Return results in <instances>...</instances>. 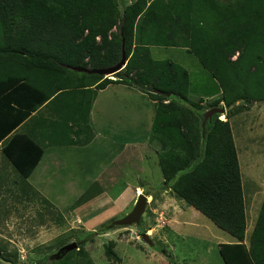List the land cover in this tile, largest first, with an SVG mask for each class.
I'll list each match as a JSON object with an SVG mask.
<instances>
[{
  "label": "trees",
  "instance_id": "1",
  "mask_svg": "<svg viewBox=\"0 0 264 264\" xmlns=\"http://www.w3.org/2000/svg\"><path fill=\"white\" fill-rule=\"evenodd\" d=\"M123 43L127 64L117 79L73 69L115 65ZM152 45L196 55L221 87L211 107L225 101L233 110L264 101V0H134L122 12L118 0H0V102L11 109L0 116V141L29 109L58 92L96 83L138 86L156 100L152 129L170 147L159 159L165 182L235 238L219 245L226 264H264V201L245 243L241 168L229 121L207 120L203 136L202 105L189 101L188 70L153 58ZM3 152L27 178L44 149L15 134Z\"/></svg>",
  "mask_w": 264,
  "mask_h": 264
},
{
  "label": "rangeland",
  "instance_id": "2",
  "mask_svg": "<svg viewBox=\"0 0 264 264\" xmlns=\"http://www.w3.org/2000/svg\"><path fill=\"white\" fill-rule=\"evenodd\" d=\"M133 1L118 0L120 11ZM185 51L169 47L157 54L155 49L153 55L188 70L189 101L201 102L205 113L222 95L221 87L196 55L189 51L186 56ZM104 77L117 79L116 74ZM87 98L83 94L75 100L81 105ZM102 103L104 111L89 115L86 106H74L58 117L55 124L64 123L55 142L64 144L53 162L60 171L49 174L51 179L38 180L32 188L22 179L13 180L8 189L1 187L0 264H226L219 245L234 237L175 194L161 174L160 155L170 147H164V137L152 129L151 102L119 93L102 98ZM215 107L225 111L212 120H228L232 128L245 186L249 241L264 201V101L233 110L221 101ZM141 192L148 196L141 223L110 226L133 209ZM80 198L86 201L74 206ZM73 243L76 247L64 249Z\"/></svg>",
  "mask_w": 264,
  "mask_h": 264
},
{
  "label": "crops",
  "instance_id": "3",
  "mask_svg": "<svg viewBox=\"0 0 264 264\" xmlns=\"http://www.w3.org/2000/svg\"><path fill=\"white\" fill-rule=\"evenodd\" d=\"M99 38L100 37H98V39ZM169 47L173 48L177 46L152 45L151 54L153 58H155L153 55L155 49L157 54V51L160 50L163 51L165 49H168ZM188 52L189 51L187 52L185 51L186 56H190ZM161 59L172 60L170 58H161ZM190 83L191 81L189 78V92L192 91ZM96 85L97 83L92 86H88V88H84V89H77L70 92H58L49 99L42 102L40 105L29 109L30 114L27 115L26 118L12 132H10L0 141V189L1 187L2 189L3 188L8 189L9 187L7 186H9L10 183L15 179H22L27 186L28 184H30V187L32 188V185L34 186V182L38 180L39 181H43L47 179L49 180L53 177V175H55L57 172L60 171L59 170L60 166L58 167V165L56 163L53 164V162L54 160H57V156L59 155L58 148L60 147L61 144H64V142H60V143L55 142L56 139H58L56 135H60V132L62 131L60 130L59 127L63 125L64 121L61 120V122L58 124H55V122L59 121L58 117H61L63 115V111H74V106L78 107L79 109L80 108L83 109L86 106V110L89 111V115H91L93 111H104L105 104L102 103V98L104 100L107 98L108 95L110 96V94L119 95V93L130 96H137L138 98L144 97L147 99L148 102H151L150 108L153 111L156 110L155 109L156 100L152 99L145 91L141 90L138 86L124 84V83H111L105 88H98ZM83 94L88 95L87 98L88 100L87 102H83L80 105L78 100L75 99L80 95L83 96ZM75 101L77 102L75 103ZM137 109L141 110L140 107H138ZM5 111L6 114H9L11 109H9L8 103L1 101L0 116L5 117ZM15 134H24L31 137L36 142H38L44 149V153L38 165L35 167V169L32 171L30 176L27 178L23 177L12 166L11 162L8 160V158L3 152L4 146L8 143L10 138ZM65 145L69 146V144H65ZM84 145H79V146H84ZM5 161H7L8 164L6 165V167L3 166V164H5ZM49 174H53V175L49 176ZM241 176H242V170H241ZM242 187L244 192L245 209H246V196H245V186L243 179H242ZM246 216H247V212H246ZM246 237L248 238V236H246L245 234V241H244L245 243L248 241L246 240ZM233 241H235V238Z\"/></svg>",
  "mask_w": 264,
  "mask_h": 264
},
{
  "label": "water",
  "instance_id": "4",
  "mask_svg": "<svg viewBox=\"0 0 264 264\" xmlns=\"http://www.w3.org/2000/svg\"><path fill=\"white\" fill-rule=\"evenodd\" d=\"M126 64H127V58H126V53L124 50V43H123L122 58L115 65L106 67V68H92V69L88 67L77 66V67H73V69L78 70V71H84L87 73H98L102 75H107V74H115L116 72L123 69ZM224 111H225L224 107H213L210 110L203 113V122H202L203 136L205 133L206 121L209 120L211 122L214 114L222 113ZM167 187H168L167 184L163 186V188H167ZM147 203H148V196L142 192L139 193L133 209L128 214H126L124 217L114 220L110 226H117V225L127 226V225H132V224H136V225L140 224L142 215L144 214L146 210ZM143 238L148 243L153 244V241L150 239L147 233L143 234ZM74 247H76V243L67 245L64 247V249L68 251Z\"/></svg>",
  "mask_w": 264,
  "mask_h": 264
},
{
  "label": "bare ground",
  "instance_id": "5",
  "mask_svg": "<svg viewBox=\"0 0 264 264\" xmlns=\"http://www.w3.org/2000/svg\"><path fill=\"white\" fill-rule=\"evenodd\" d=\"M138 191H141V189H138Z\"/></svg>",
  "mask_w": 264,
  "mask_h": 264
}]
</instances>
